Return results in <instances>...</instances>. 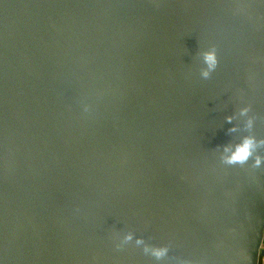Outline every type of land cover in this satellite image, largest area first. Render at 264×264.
I'll return each instance as SVG.
<instances>
[{"label":"water","instance_id":"95a60500","mask_svg":"<svg viewBox=\"0 0 264 264\" xmlns=\"http://www.w3.org/2000/svg\"><path fill=\"white\" fill-rule=\"evenodd\" d=\"M246 105L264 138V0H0V264H260Z\"/></svg>","mask_w":264,"mask_h":264},{"label":"clouds","instance_id":"9594fccd","mask_svg":"<svg viewBox=\"0 0 264 264\" xmlns=\"http://www.w3.org/2000/svg\"><path fill=\"white\" fill-rule=\"evenodd\" d=\"M200 56L204 65V67L200 70V76L202 79L207 80L211 78L212 74L219 66L217 49L213 46L201 52ZM252 111L253 109L251 105L239 108L237 115L239 118L244 119V129L249 134L244 135L238 143H229L222 148L220 159L223 164L228 166L239 165L243 167L251 159L253 160V168L258 169L264 165V156L257 154L258 149L264 148V138L258 139L256 135L253 134L256 117L254 115H250ZM234 118L236 117L229 115L226 117V120L231 123ZM229 131L234 133L238 131V128L234 126ZM133 240L134 234L132 232H128L123 235L121 245L131 243ZM134 242L136 246H143V252L151 255L156 261H162L168 255L169 249L167 246H151L145 243L143 238H135ZM121 245H118V247ZM180 264H191V262L181 261Z\"/></svg>","mask_w":264,"mask_h":264},{"label":"crops","instance_id":"0c3cea01","mask_svg":"<svg viewBox=\"0 0 264 264\" xmlns=\"http://www.w3.org/2000/svg\"><path fill=\"white\" fill-rule=\"evenodd\" d=\"M260 264H264V259L261 260Z\"/></svg>","mask_w":264,"mask_h":264},{"label":"rangeland","instance_id":"374dc122","mask_svg":"<svg viewBox=\"0 0 264 264\" xmlns=\"http://www.w3.org/2000/svg\"><path fill=\"white\" fill-rule=\"evenodd\" d=\"M262 249L264 250V243H263ZM262 259H264V258H262Z\"/></svg>","mask_w":264,"mask_h":264},{"label":"trees","instance_id":"16d2710c","mask_svg":"<svg viewBox=\"0 0 264 264\" xmlns=\"http://www.w3.org/2000/svg\"><path fill=\"white\" fill-rule=\"evenodd\" d=\"M262 260V259H261ZM261 260H260V262H261Z\"/></svg>","mask_w":264,"mask_h":264}]
</instances>
